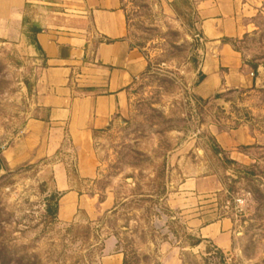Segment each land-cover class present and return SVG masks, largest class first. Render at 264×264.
Listing matches in <instances>:
<instances>
[{"label":"rangeland","instance_id":"1","mask_svg":"<svg viewBox=\"0 0 264 264\" xmlns=\"http://www.w3.org/2000/svg\"><path fill=\"white\" fill-rule=\"evenodd\" d=\"M243 1L244 32L230 43L249 80L200 98L192 18L163 0H126L128 37L147 67L131 86L125 123L96 140L97 176L85 192L104 210L92 221L45 216L47 197L63 191L56 155L25 129L41 115L39 53L28 36L0 39V264H98L109 237L122 264H264V0ZM239 127L250 142L224 150L217 135ZM189 177L214 188L181 198ZM221 218L231 223L228 249L191 245L197 223Z\"/></svg>","mask_w":264,"mask_h":264},{"label":"crops","instance_id":"2","mask_svg":"<svg viewBox=\"0 0 264 264\" xmlns=\"http://www.w3.org/2000/svg\"><path fill=\"white\" fill-rule=\"evenodd\" d=\"M163 1L177 14L192 18L195 36L202 41L203 76L196 88L200 98L248 82V67L230 43L244 32L239 16L243 0ZM25 21L39 30L23 31ZM128 32L126 0H0V39L23 42L28 36L39 53L33 90L41 115L29 119L25 129L32 140L46 143L41 148L49 155H56L53 178L63 192L55 218L62 223L76 221L79 212L84 215L81 222L92 221L104 210L96 192H85L97 176L95 143L125 123L131 86L147 67ZM217 138L224 150L231 151L250 142L244 127ZM212 188L209 178L189 177L181 185L180 197ZM197 227L199 247L221 251L230 247L228 219ZM98 264H122L113 238L102 240Z\"/></svg>","mask_w":264,"mask_h":264},{"label":"trees","instance_id":"3","mask_svg":"<svg viewBox=\"0 0 264 264\" xmlns=\"http://www.w3.org/2000/svg\"><path fill=\"white\" fill-rule=\"evenodd\" d=\"M39 28L34 25L31 26L30 32L35 34ZM59 195L57 193H51L46 199V207H45V216L48 219H53L57 214V204H58ZM199 243V240L194 241L191 245L195 246Z\"/></svg>","mask_w":264,"mask_h":264}]
</instances>
